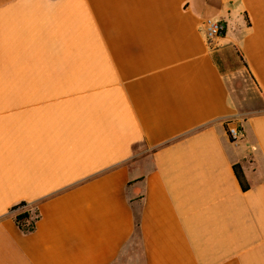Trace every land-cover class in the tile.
<instances>
[{"label": "crops", "instance_id": "crops-1", "mask_svg": "<svg viewBox=\"0 0 264 264\" xmlns=\"http://www.w3.org/2000/svg\"><path fill=\"white\" fill-rule=\"evenodd\" d=\"M0 264H264V0H0Z\"/></svg>", "mask_w": 264, "mask_h": 264}, {"label": "built area", "instance_id": "built-area-1", "mask_svg": "<svg viewBox=\"0 0 264 264\" xmlns=\"http://www.w3.org/2000/svg\"><path fill=\"white\" fill-rule=\"evenodd\" d=\"M203 28L210 45L222 39L227 33V26L217 21H205ZM226 125L228 136L232 142L236 143L243 138V129L240 127L238 121L230 119L226 122Z\"/></svg>", "mask_w": 264, "mask_h": 264}, {"label": "trees", "instance_id": "trees-1", "mask_svg": "<svg viewBox=\"0 0 264 264\" xmlns=\"http://www.w3.org/2000/svg\"><path fill=\"white\" fill-rule=\"evenodd\" d=\"M234 169L242 189L244 191H248L250 187L245 179L241 167L236 165ZM26 205H27L26 203H22L19 206L14 207V211L17 209H24L26 208ZM36 221L37 219L36 220L32 219L31 213L29 211H24L23 213L16 215V223L18 224L20 229L26 233H31L35 230Z\"/></svg>", "mask_w": 264, "mask_h": 264}]
</instances>
